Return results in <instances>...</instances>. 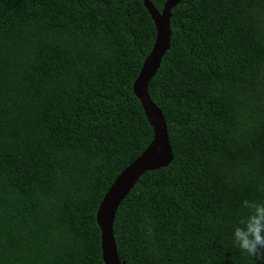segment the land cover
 Wrapping results in <instances>:
<instances>
[{"label":"trees","instance_id":"16d2710c","mask_svg":"<svg viewBox=\"0 0 264 264\" xmlns=\"http://www.w3.org/2000/svg\"><path fill=\"white\" fill-rule=\"evenodd\" d=\"M170 30L147 93L173 158L117 208V256L250 264L230 233L264 201V0H180ZM155 37L142 0H0V264H105L96 212L153 138L133 83Z\"/></svg>","mask_w":264,"mask_h":264},{"label":"water","instance_id":"95a60500","mask_svg":"<svg viewBox=\"0 0 264 264\" xmlns=\"http://www.w3.org/2000/svg\"><path fill=\"white\" fill-rule=\"evenodd\" d=\"M142 1L153 20L156 37L152 49L133 83V92L152 128L153 138L143 152L116 176L98 206L96 222L100 229L101 254L105 264H122L117 256L112 231L115 213L120 203L144 173L168 166L173 158L166 122L160 110L150 100L147 88L155 76L165 52L170 47L171 9L180 0H167L161 12L157 11L149 0Z\"/></svg>","mask_w":264,"mask_h":264},{"label":"clouds","instance_id":"9594fccd","mask_svg":"<svg viewBox=\"0 0 264 264\" xmlns=\"http://www.w3.org/2000/svg\"><path fill=\"white\" fill-rule=\"evenodd\" d=\"M231 226L230 242L250 264H264V201L245 199Z\"/></svg>","mask_w":264,"mask_h":264}]
</instances>
